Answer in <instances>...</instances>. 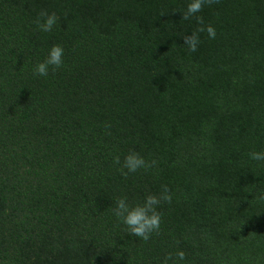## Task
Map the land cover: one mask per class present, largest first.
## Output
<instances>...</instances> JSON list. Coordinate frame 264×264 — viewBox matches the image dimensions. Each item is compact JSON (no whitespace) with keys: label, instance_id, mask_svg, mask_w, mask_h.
<instances>
[{"label":"trees","instance_id":"trees-1","mask_svg":"<svg viewBox=\"0 0 264 264\" xmlns=\"http://www.w3.org/2000/svg\"><path fill=\"white\" fill-rule=\"evenodd\" d=\"M0 0V264H264V0ZM55 12L48 33L36 19ZM55 44L64 64L34 76ZM131 151L155 166L121 174ZM164 186L147 241L112 214ZM185 253L177 261L176 253Z\"/></svg>","mask_w":264,"mask_h":264},{"label":"clouds","instance_id":"clouds-1","mask_svg":"<svg viewBox=\"0 0 264 264\" xmlns=\"http://www.w3.org/2000/svg\"><path fill=\"white\" fill-rule=\"evenodd\" d=\"M213 0H187L186 9L181 12V19L190 20L195 17L198 27L190 34L182 36L183 43L186 45L187 51L196 52L200 44V33H207L209 39L216 38V29L212 24H205L203 18L198 13L201 12L205 4H211ZM58 16L55 12L49 13L46 10L41 11L35 21L37 28L44 33L51 32L58 22ZM64 48L59 44L53 45L49 50L47 57L36 63L32 72L34 76L46 77L50 69L55 71L61 68L64 64L63 60ZM248 158L255 161L258 165L264 166V152L252 151L249 152ZM113 163L121 165V174L127 176L130 173H136L139 170L148 169L156 165L155 160H146L140 153L131 151L123 159L121 163L120 157L116 156ZM260 199H264V193L260 194ZM172 195L164 186L159 195L148 194L144 197L142 203L132 205L128 202V198L122 195L115 199L112 214L117 221L124 225L128 233L140 240L147 242L153 234H157L161 226V214L158 207L162 202H171ZM177 261L185 259V253L180 250L176 253ZM172 259L171 255L166 256L162 264H168Z\"/></svg>","mask_w":264,"mask_h":264}]
</instances>
